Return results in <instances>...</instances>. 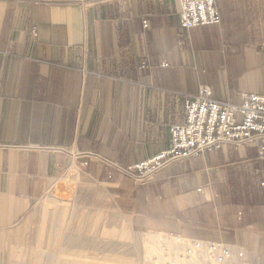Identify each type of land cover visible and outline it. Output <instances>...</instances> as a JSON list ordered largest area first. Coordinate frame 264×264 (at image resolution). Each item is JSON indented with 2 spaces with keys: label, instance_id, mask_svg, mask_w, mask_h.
<instances>
[{
  "label": "crops",
  "instance_id": "1",
  "mask_svg": "<svg viewBox=\"0 0 264 264\" xmlns=\"http://www.w3.org/2000/svg\"><path fill=\"white\" fill-rule=\"evenodd\" d=\"M216 4L219 25L186 33L175 0H0V264L34 247V234L42 251L69 235L82 257L104 251L111 262L140 264L132 249L145 233H176L171 209L187 216L198 187L213 195L198 160L137 184L120 173L108 179L77 154L130 165L167 149L170 125L184 121L182 95L201 84L240 101L248 91L227 93V67L264 55L249 44L264 43V0ZM71 169L75 187L61 184L69 195L59 197L55 186Z\"/></svg>",
  "mask_w": 264,
  "mask_h": 264
},
{
  "label": "rangeland",
  "instance_id": "2",
  "mask_svg": "<svg viewBox=\"0 0 264 264\" xmlns=\"http://www.w3.org/2000/svg\"><path fill=\"white\" fill-rule=\"evenodd\" d=\"M249 44L255 45L259 50L264 46L261 41ZM227 72V93L236 94L239 90H246L264 94V55L244 56L234 64L229 63ZM244 148L250 149L246 157L239 153ZM193 160H198L195 162L201 165L199 168L209 169L212 183L207 187L213 195L197 191L193 208L187 212V216L181 211L174 214L171 209L172 216L168 219L170 228L184 236L224 239L238 244L264 262V158L259 155L255 146L246 145L226 147L222 151ZM94 161L105 170L102 162ZM76 173L75 169L66 172L59 186H55L57 196L69 195V190L66 193L61 191V184H65L69 189L74 188ZM31 237V241H34L31 245L34 247L18 250L14 264H123L120 261L111 262L113 259L109 260L104 251L82 257L79 251L71 247L73 244L69 242V235H66V238L63 236L61 249L50 252L37 247L41 245L39 234ZM163 239L164 232L145 233L139 248L132 249L134 254L141 256L140 264H194L180 257L172 242L168 243L167 253L162 250ZM239 241H242L243 245Z\"/></svg>",
  "mask_w": 264,
  "mask_h": 264
},
{
  "label": "built area",
  "instance_id": "3",
  "mask_svg": "<svg viewBox=\"0 0 264 264\" xmlns=\"http://www.w3.org/2000/svg\"><path fill=\"white\" fill-rule=\"evenodd\" d=\"M45 4L51 0H20ZM180 3V26L185 32L203 25H219L222 15L216 0H175ZM148 27V20H143ZM36 35L37 29L33 28ZM142 68L147 67L143 63ZM184 121L170 125L171 143L167 149L143 161L123 165L95 152L77 154L100 161L106 176L113 179L120 173L136 183L147 182L175 162L199 159L226 147L252 145L264 158V94L242 92L238 103L213 96L209 85H201L195 94L182 96ZM87 165V162L84 163ZM198 192H203L198 187ZM172 242L180 257L194 264H264L244 247L224 239L197 238L164 232L161 248L168 252Z\"/></svg>",
  "mask_w": 264,
  "mask_h": 264
}]
</instances>
